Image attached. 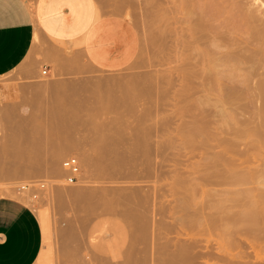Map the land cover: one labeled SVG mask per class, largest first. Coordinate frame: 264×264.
<instances>
[{
  "label": "rangeland",
  "instance_id": "rangeland-1",
  "mask_svg": "<svg viewBox=\"0 0 264 264\" xmlns=\"http://www.w3.org/2000/svg\"><path fill=\"white\" fill-rule=\"evenodd\" d=\"M94 1L135 29L127 64L39 38L0 76V197L44 225L34 264H264V0ZM106 132L125 155L113 187L98 174Z\"/></svg>",
  "mask_w": 264,
  "mask_h": 264
},
{
  "label": "crops",
  "instance_id": "crops-1",
  "mask_svg": "<svg viewBox=\"0 0 264 264\" xmlns=\"http://www.w3.org/2000/svg\"><path fill=\"white\" fill-rule=\"evenodd\" d=\"M0 0V76L13 70L39 38L78 49L103 70L127 64L137 50L132 24L101 14L94 0ZM44 225L20 200L0 197V264H34Z\"/></svg>",
  "mask_w": 264,
  "mask_h": 264
},
{
  "label": "bare ground",
  "instance_id": "bare-ground-1",
  "mask_svg": "<svg viewBox=\"0 0 264 264\" xmlns=\"http://www.w3.org/2000/svg\"><path fill=\"white\" fill-rule=\"evenodd\" d=\"M157 1V0H156ZM228 1V0H227ZM245 1V0H244ZM254 2V4H253V6H255V4L256 3H259L258 1L259 0H253ZM262 1V0H261ZM260 1V2H261ZM239 2V1H238ZM248 2V1H247ZM263 2V1H262ZM166 3H168V2H166ZM166 3H164V4H166ZM225 3H226V1H225ZM224 3V4H225ZM236 3V2H235ZM252 4V2H250L249 1V4ZM231 4V3H230ZM264 4V3H263ZM213 5V4H212ZM238 5H240L239 3H238ZM244 5V4H243ZM257 5V4H256ZM261 5H262V3H261ZM261 5H259L258 7H260ZM163 6V5H162ZM175 6V5H174ZM202 6V5H201ZM217 6H218V4H217ZM216 6V7H217ZM249 6V5H248ZM252 6V5H251ZM250 7V6H249ZM170 8V7H169ZM227 8V7H226ZM229 8V7H228ZM246 8H247V6H246ZM252 8V7H251ZM171 9V8H170ZM218 9V8H217ZM220 9V8H219ZM253 9V8H252ZM259 9V8H258ZM215 10H216V8H215ZM227 10V9H226ZM229 10V9H228ZM238 10H239V8H238ZM243 10H245V9H243ZM155 11V10H154ZM157 11V10H156ZM177 11V10H176ZM221 11H222V9H221ZM236 11V10H235ZM247 12H246V14L247 13H249L250 12V9L248 10H246ZM158 12V11H157ZM216 12H218V11H216ZM226 13H227V11H225ZM229 12H231V11H229ZM243 12V11H242ZM262 12V11H261ZM261 12H258V14H260ZM151 13V12H150ZM171 13V12H170ZM238 13V12H237ZM241 13V12H240ZM254 13H256V12H254ZM148 14V13H147ZM158 14V13H157ZM235 14V13H234ZM251 14H253V12H251ZM263 14V13H262ZM165 15V14H164ZM167 15V14H166ZM226 15V14H225ZM238 15V14H237ZM237 15H235V16H237ZM243 15H244V13H243ZM242 15V16H243ZM256 15H257V13H256ZM227 16V15H226ZM226 16H224V17H226ZM234 16V17H235ZM251 16H254V15H250V16H247V17H251ZM260 16V15H259ZM229 17V16H228ZM233 17V16H232ZM258 17V16H257ZM227 18V17H226ZM230 18V17H229ZM237 18V17H236ZM259 18V17H258ZM224 19V18H223ZM238 19V18H237ZM242 19H244V21H245V18L243 17ZM249 19V18H248ZM260 19H262L261 17H260ZM159 20V19H158ZM158 20H157V22H158ZM225 20V19H224ZM241 20V19H240ZM255 20V19H254ZM226 21H228V20H226ZM225 21V22H226ZM231 21V20H230ZM242 21V20H241ZM250 21V20H249ZM253 21V20H252ZM251 21V22H252ZM256 21H258V23H259V20H255V22H252V23H254V24H256ZM262 21H264V20H262ZM148 22V21H147ZM232 22V21H231ZM159 23V22H158ZM229 23V22H228ZM237 23H238V21H237ZM245 23V22H244ZM261 23V22H260ZM149 24H150V22H149ZM148 24V25H149ZM152 24V23H151ZM156 24V23H155ZM221 24V23H220ZM241 24V23H240ZM240 24H238V25H240ZM147 25V26H148ZM224 25V24H223ZM238 25L236 26V28L238 27ZM247 25V24H246ZM249 25V24H248ZM157 26V25H156ZM161 26V25H160ZM245 26V25H244ZM262 26H264V25H262ZM227 27V26H226ZM246 27V26H245ZM253 27H254V25H253ZM257 27V29L258 28H260L258 25L256 26ZM228 28V27H227ZM252 28V27H251ZM149 29V28H148ZM161 29V28H160ZM245 29V28H244ZM253 29V28H252ZM153 30V29H152ZM238 30V29H237ZM146 31V30H145ZM252 31V30H251ZM264 31V30H263ZM176 32V31H175ZM229 32V31H228ZM238 32V31H237ZM253 32H254V29H253ZM239 33H240V31H239ZM244 33V32H243ZM246 33V32H245ZM261 33H263L262 31H261ZM146 34V33H145ZM229 34V33H228ZM237 34V33H236ZM249 34V33H248ZM262 35V34H261ZM260 35V36H261ZM165 36V35H164ZM178 36V35H177ZM240 36H242V33H241V35ZM245 36V35H244ZM251 36V35H250ZM263 36V35H262ZM186 37V36H185ZM168 38V37H167ZM246 38H249V37H246ZM256 38V37H255ZM245 39V38H244ZM253 39V38H252ZM145 40V39H144ZM172 40V39H171ZM246 40V39H245ZM256 40V39H255ZM249 41V40H248ZM258 41V40H257ZM145 42V41H144ZM252 42H254V41H252ZM260 42V41H259ZM146 43V42H145ZM243 43V42H242ZM247 43H249V42H247ZM195 45V44H194ZM238 45V44H237ZM254 45V44H253ZM186 47V46H185ZM194 47V46H193ZM198 47V46H197ZM150 48V47H149ZM187 48V47H186ZM244 48H246L245 46H244ZM146 49V48H145ZM172 49V48H171ZM238 49V48H237ZM254 49V48H253ZM244 49H242V51H243ZM150 51V50H149ZM174 51V50H173ZM175 52V51H174ZM182 52V51H181ZM245 52V51H244ZM256 54V53H255ZM230 55V54H229ZM234 56V55H233ZM72 57H75V56H72ZM185 57V56H184ZM189 57V56H188ZM232 57V56H231ZM240 57V56H239ZM63 58V57H62ZM67 58H71V57H67ZM66 58V59H67ZM236 58H238V57H236ZM65 60V59H64ZM60 61H61V59H60ZM152 71V70H151ZM144 73H146V72H144ZM148 74V73H147ZM153 74V73H152ZM151 74V75H152ZM169 75V74H168ZM163 76V75H162ZM242 76V75H241ZM137 77V76H136ZM109 93V92H108ZM107 98H108V96H107ZM109 99V98H108ZM111 102H115L114 101V98H112V100H111ZM111 104H113V103H111ZM115 104V103H114ZM120 105H122V104H120ZM104 128V127H103ZM108 129V128H107ZM106 128L103 130L104 132L107 130ZM109 130V129H108ZM95 135V134H94ZM104 136V135H103ZM102 136V137H103ZM97 137H99V136H97V135H95L94 136V138L93 139H97ZM101 137V138H102ZM105 140H102L103 141V143L102 144H100L99 145V153H98V155H100V157H101V159H100V161L102 162V167L98 170V174H101L103 177H104V179L106 180L105 181V184H104V186L105 187H113V185L111 184L112 182H113V180H116V179H118V177H116V174H119L120 172L119 171H121V168L124 170L125 169V167H124V165H123V163H121V161L124 159V157H125V155H124V152L123 153H121L120 151H122L121 149H119L120 147H119V142H118V140L117 139H115L113 136H111V135H108L107 134V132H106V134H105V136L103 137ZM84 140V139H83ZM85 141V140H84ZM86 142V141H85ZM84 144V143H83ZM72 146L71 145H66L64 148H61L60 150H57V154H55L54 155V158H51V159H55V162H59L60 160H61V158L63 157V156H65L67 153H68V150L69 149H71L72 150V148H71ZM70 150V151H71ZM89 150H86V149H83L82 150V152L79 154V157H80V159H81V161L84 163V164H86L87 166L90 164V162H91V153H89L88 152ZM121 154H123L124 155V157L122 158V155ZM53 160H51V162H52ZM122 162H124V161H122ZM53 163V162H52ZM119 163H121V167H120V165H119ZM123 165V166H122ZM131 165V164H130ZM90 166H91V164H90ZM89 166V167H90ZM51 167V166H50ZM49 167V168H50ZM54 167V166H53ZM52 168V167H51ZM50 168V169H51ZM116 168H119L120 170H118V169H116ZM130 168V167H129ZM54 169H56L55 171L57 172V170L59 171V173L61 172V171H63V170H59V169H57V168H54ZM118 170V171H117ZM116 172H118V173H116ZM124 172V171H123ZM123 172H121L122 174H123ZM121 173H120V175H121ZM62 174V173H61ZM18 189V187H15V186H12V187H10V186H5L4 188H2V190L4 191H6L7 193H9V192H14V191H16ZM143 226V225H142ZM141 226V227H142ZM257 262V261H256ZM251 264V263H250ZM257 264V263H256Z\"/></svg>",
  "mask_w": 264,
  "mask_h": 264
},
{
  "label": "built area",
  "instance_id": "built-area-1",
  "mask_svg": "<svg viewBox=\"0 0 264 264\" xmlns=\"http://www.w3.org/2000/svg\"><path fill=\"white\" fill-rule=\"evenodd\" d=\"M40 74L43 76L46 75V68L45 67L41 68ZM61 168L65 172L64 180L67 183H73L77 180L76 174L78 173V163L74 157L69 156V157L65 158L61 162ZM32 187L33 186L31 183H26V184H23L20 189L24 190V191H27V190L31 191ZM32 196H34V195H32Z\"/></svg>",
  "mask_w": 264,
  "mask_h": 264
}]
</instances>
